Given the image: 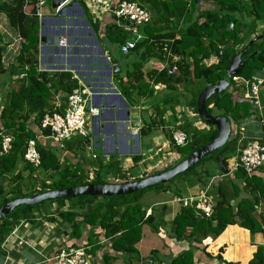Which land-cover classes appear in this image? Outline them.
<instances>
[{
    "label": "trees",
    "instance_id": "trees-1",
    "mask_svg": "<svg viewBox=\"0 0 264 264\" xmlns=\"http://www.w3.org/2000/svg\"><path fill=\"white\" fill-rule=\"evenodd\" d=\"M37 1H0V12L4 13L9 25L22 39L21 54L18 61L21 65L26 64L30 67L27 71L28 83L23 84L22 81L19 88L14 87L12 91L8 92L0 112L2 124L0 142L3 131L13 137L11 151L0 156V206L13 198L29 196L45 190L64 189L89 183L129 181L127 171L122 170L116 160L105 161L96 157L92 162L94 170L92 168L88 170L80 162L73 163L66 158H63L62 161L59 151H64L63 149L68 147L64 144H68L70 141L64 142L60 150L45 147L37 141L36 132L28 129L25 125L31 114H35L37 125L40 123L44 112L51 109L50 102L54 93L63 90L68 94L73 89L78 88L68 72L51 75L46 72H36L35 64L39 42V20L36 15ZM77 1L85 16H90L86 0ZM114 1L117 4L121 0ZM128 1L137 2L146 8L150 13V17H152V26L147 24L142 28L147 38L136 43L134 48L127 54H138L140 52L139 62L133 63L136 72H127L126 74L128 81H130L129 87L138 96L145 94L146 91L148 94L152 93L149 85L141 80L139 67L145 59V54L155 55L159 60L165 62L167 49H170L181 56L180 72L177 76L172 77L168 76L165 70H161L159 72L161 77L155 78V84L161 82L169 90H175L177 85L180 84L185 88L188 85L197 84V90L190 93L191 98L187 99L185 95L181 100L183 102L188 100L186 102L188 107L192 108L199 118L196 109L199 93L210 84L219 82L225 75L231 59L253 37L264 34V0H206V4H203L202 0ZM47 3L50 4V0H47ZM203 6L206 7L203 8ZM27 7H31L28 13L26 12ZM229 23H233V27L229 30H222ZM92 27L94 31H97L95 25L92 24ZM259 27H262L261 31L258 30ZM107 37L111 43L120 47L127 35L116 24H113V28L109 29ZM218 48L222 49L220 60L215 56ZM2 50L3 48L0 46V73L4 71L1 64ZM255 51L256 53H254ZM212 58H215V61L206 64ZM242 58H244V63L240 68L237 79H231L226 89L212 94L206 100V108L209 114L225 116L233 125L238 124L242 118L249 114L257 116V110H254L256 108L248 98L239 99L234 94L239 91L240 87L244 89L245 80L250 81L254 75L264 70V38L249 44L248 49L242 54ZM163 101L167 104H174L175 102L180 104L182 102L180 98H171L170 96ZM173 107H171L172 110H174ZM201 121L205 123L202 119ZM205 124L207 128L198 129L192 126L191 123L184 121L183 124L176 127L184 130L189 138V142L183 147L173 145L175 151L180 155L178 162L215 138L216 128L207 123ZM168 131L167 136L173 144L171 131ZM43 133L47 134L48 131ZM146 133V130L141 128L140 134ZM28 139L36 140V146L40 154V165L37 167L32 166L23 159L24 147ZM238 139V134L231 127V135L221 148L202 157L194 166L176 177L180 181V185L174 188L170 186L169 183L174 181L175 178L169 183L151 187L185 198L191 196L188 194L189 190L195 191L196 193L193 192L192 196H196L210 184L211 189L207 192L212 197L214 205L210 216L197 212L192 206H181L170 222L169 231L175 239L187 240L189 248L179 252L169 262L162 263L156 257H153L150 258V261L144 260L143 264H195V244H202L203 240L209 236L212 238L217 237L230 224L244 227L251 234L264 231V212L258 218L254 215L256 205L264 198V179L255 174L246 175L242 169L233 171L234 178L226 182L231 184L230 187L235 191V198L238 199L233 204L224 191L226 180L223 179L222 182L218 183L211 182L213 175L207 168L208 162L217 164V156H221L228 166L229 160L238 156V149L247 143L244 141L241 145H238ZM81 144L82 140L75 143L78 151L82 149ZM68 149L71 150V147H68ZM72 152L74 153V151ZM139 159L140 156H137L134 161L137 162ZM37 169L48 172L49 176V182L44 180L39 187L31 184L34 183L35 176L33 177V174ZM164 169H167V167ZM155 173L157 172L152 174ZM227 176L224 175L223 177ZM135 179H139V177H135L133 180ZM6 183H11V187L7 188ZM241 183H243L244 189L248 191V195L239 199V185ZM144 190L127 195L111 197L79 196L51 200L50 202L56 203L58 207L54 214L61 219L62 223L68 225L70 239H80L87 226L90 229L100 227L103 230L102 235L109 239L112 250L132 253L135 252V245L141 238L144 224H150L152 229L156 230L153 224V215H148L145 218L146 208L139 202L141 193ZM64 202L67 203L66 209H64ZM44 204L45 202L19 207L0 220V255L3 254L1 245L13 227L19 223L20 219L18 218H28L33 207H40ZM48 214L51 213H46V217ZM94 237L95 235L92 232L89 235L88 243L94 245L87 252H94L98 248ZM71 246L80 245L71 244ZM260 253L264 254V246L257 247L253 258L248 264H264V256L261 257ZM204 254L208 258H216L226 264H234L226 262L219 254L216 256L207 252Z\"/></svg>",
    "mask_w": 264,
    "mask_h": 264
},
{
    "label": "crops",
    "instance_id": "crops-1",
    "mask_svg": "<svg viewBox=\"0 0 264 264\" xmlns=\"http://www.w3.org/2000/svg\"><path fill=\"white\" fill-rule=\"evenodd\" d=\"M86 2L90 16H85L77 0H68L58 8H52L50 1L52 11L46 15L43 8L47 4V0H44L41 8L42 15L41 17L37 16L39 42L35 69L36 72H46L50 75L68 72L73 81L76 79L74 82L77 87L84 86L91 92L90 105L98 110V115L88 121L86 137H76L71 139L68 144H64V146L71 147L74 153L68 147L61 151V146L56 142L41 138L37 133L35 114L29 115L25 125L28 129L36 132L37 141L43 146L57 148L60 150L61 156L73 163L80 162L88 170L91 168L94 170L92 163L94 159L91 155L95 154L101 160H116L119 167L127 171L129 181L135 177H143L142 174L148 176L156 170L161 171L163 170L162 166L166 167L169 164V159L178 153L167 136L168 130L172 132L184 121L191 123L192 126L201 122L197 114L186 103L187 99L191 98L190 93H194L198 85L194 83L185 88L180 84L175 90H169L161 82L155 84V78L161 77L159 72L166 69L167 62L159 60L155 55L145 54L139 72L141 80L149 85L152 93L148 94L146 91L145 94L139 96L136 92L133 93L126 74L127 72H136L133 63L139 62L140 52L138 54H122L120 47L111 43L107 37L113 24H116L127 35L125 24H121V21L117 20L113 14L115 1H112L108 9L95 7V10L89 6L90 0H86ZM30 8H26L27 13ZM62 16H66V18ZM151 22L149 26H152ZM92 24L96 26L97 31H94ZM142 33L147 37L145 32ZM61 39L66 40L65 45L60 44ZM21 43L22 39L9 25L4 13L0 12V46L3 48L1 64L4 69L0 73V112L8 92L12 91L14 87L19 88L22 81L23 84L28 83L27 71L30 67L26 64L21 65L18 61L21 54ZM212 59L209 63L212 62ZM110 60H113L114 63H111ZM113 66H117V69L114 70ZM262 73L259 72L254 76L264 81ZM262 88L264 90L263 86ZM58 92L66 94L63 90ZM185 95L187 101L183 102L181 99ZM168 96L178 97L182 102L167 104L163 100ZM234 96L239 99L247 98L245 88L240 87ZM261 103V110L254 109L257 110V116L249 114L242 118L238 124H231L232 129L238 134V145L244 141L248 142L264 137L262 93ZM172 106H174V110L171 109ZM127 112H129L128 115ZM178 114L181 118H178ZM134 115L138 116L137 127L131 126L135 124L130 119ZM1 127L0 121V129ZM141 128H144L147 133L140 134ZM86 139H90V141L85 142ZM97 139L98 143H96ZM79 140H82V149L78 151L75 143ZM89 145L91 146L90 150L87 149ZM84 149L92 151L90 156L87 157L84 152L82 153ZM137 156H140V159L135 162L134 158ZM169 156L171 157L168 158ZM233 159L229 160L228 169ZM207 168L213 175L211 182L218 183L225 179L226 183L234 178L232 172L227 177H223L224 175L220 174L217 164L208 162ZM134 170H136L135 173ZM254 174L264 179V167ZM225 185L226 195L235 204L238 200L235 198V191L230 187L229 182ZM239 188V199L246 197L248 191L244 189L243 183L239 185ZM193 192L195 191L189 190L188 194L193 195ZM157 195L154 194L152 199L145 196L149 198L147 199L150 200L149 203H145L143 197L140 196L139 200L146 208L144 217L153 215V224L156 230H153L150 224L142 226L141 238L135 245V252L122 253L112 250L109 239L102 235L103 230L100 227L90 229L87 226L80 239H70L68 225L62 223L61 219L54 214L55 211L51 208V204H46V208L51 211L47 217L46 215L40 216V211L32 210L28 218H18L22 220L13 227L1 245L3 254L0 255V264H51L50 258L56 250L63 246L85 245L87 250H91L94 244H89L88 238L92 232L95 235L94 240L98 248L94 252H88L90 264H143L144 260H150L153 257L162 263L169 262L179 252L188 249L189 242L184 239H175L169 231L170 222L180 210L181 205L173 201L174 195L170 192H163L161 197H157ZM52 204L54 205V203ZM64 207L66 208L67 205ZM263 212L264 198L256 205L254 215L258 218ZM42 240L45 242L43 243ZM43 244L48 248L44 249ZM31 245H33L31 249L35 247L42 252L36 251V254H33L31 249L26 251ZM258 246H264V231L251 234L244 227L230 224L217 237L209 236L203 240L202 244H195V264H226L219 259L206 257L205 252L213 256L219 254L226 262L248 264ZM259 255L264 256L262 253Z\"/></svg>",
    "mask_w": 264,
    "mask_h": 264
},
{
    "label": "built area",
    "instance_id": "built-area-1",
    "mask_svg": "<svg viewBox=\"0 0 264 264\" xmlns=\"http://www.w3.org/2000/svg\"><path fill=\"white\" fill-rule=\"evenodd\" d=\"M113 0H90V5L95 7L108 9ZM44 0H38L36 3V15L41 17V8ZM113 14L121 24H125L127 38L120 46L122 54H128L134 48L136 43L147 38L141 29L144 25L150 24L151 17L149 11L137 2L121 0L114 5ZM66 40L61 39L60 44L65 45ZM166 69L168 76L175 77L180 72L181 56L178 53L167 49L166 53ZM234 76L232 80H236ZM263 79L253 76L250 81H244L247 98L252 102L253 106L258 110L262 109L261 89ZM91 98V92L86 87H78L68 94L56 92L52 96L50 102L51 109L44 112L40 123L36 126L37 133L41 138L50 139L59 146L64 142L70 141L76 137H86L88 135V121L98 115L96 108H90L85 111V102ZM178 118L181 116L178 114ZM196 128H207L202 121L195 124ZM48 131V133H43ZM173 145L183 147L189 142L186 132L182 129H174L171 132ZM13 137L6 131L1 133L0 156L8 154L12 149ZM88 150L91 149L89 145ZM238 156L229 166V172L242 169L246 175H253L257 170L264 167V137L250 140L238 149ZM93 159L97 156L91 155ZM180 158L178 153L174 154L172 160L177 161ZM25 162L34 167L40 165V154L36 146L35 139L26 141L23 153ZM170 163V161H169ZM205 189L196 196L181 198L173 197V201L183 207L192 206L194 209L205 216H210L213 210L214 201ZM51 264H90V256L86 246H63L56 250L50 258ZM150 261V260H148Z\"/></svg>",
    "mask_w": 264,
    "mask_h": 264
},
{
    "label": "water",
    "instance_id": "water-1",
    "mask_svg": "<svg viewBox=\"0 0 264 264\" xmlns=\"http://www.w3.org/2000/svg\"><path fill=\"white\" fill-rule=\"evenodd\" d=\"M50 1L52 8H58L62 6L64 3H66L68 0H50ZM232 27H233V23H229V25L222 30H229ZM263 38H264V34H259L253 37L248 42V44L231 59L223 78L219 82L207 86L203 91L199 93L197 97L196 109L198 115L202 118V120L205 123L214 126L217 130V134L211 142L194 150L175 165L167 169L161 170L155 174L144 176L139 179L123 181V182H113V183H89L85 185L68 187L64 189L45 190L43 192L34 193L29 196H21V197L13 198L0 206V220L4 216L13 212L19 207L32 206L45 201L76 198L79 196L111 197V196L127 195L131 193H135L139 190H144L154 187L158 184L169 183L170 181L174 180L177 176L182 174L184 171H186L188 168L194 166L199 160H201L202 157L210 154L214 150L221 148L231 135V123L228 120V118L225 116L222 115L213 116L209 114L206 108V100L212 94L218 93L226 89L231 79L239 74L240 68L244 63V58H242V54L248 49L249 44L261 40ZM254 53H256V51ZM221 55H222V49L218 48L215 52V56L220 60ZM110 62L114 63L113 60H110ZM113 67L114 70L117 69V66H113ZM74 81H76V79H74ZM262 86L264 87V81L262 82ZM122 103L124 102L122 101ZM90 104H91L90 99L86 100L85 111H88V109L90 108ZM128 113L129 112H127V115ZM130 119L135 123L134 125L131 126L137 127L138 116L135 115L131 116ZM89 141L90 139L85 140V142H89ZM96 143H98V139L96 140ZM216 163L218 165V170L222 175H228L230 173L228 166L224 163L223 158L221 156L216 157Z\"/></svg>",
    "mask_w": 264,
    "mask_h": 264
},
{
    "label": "rangeland",
    "instance_id": "rangeland-1",
    "mask_svg": "<svg viewBox=\"0 0 264 264\" xmlns=\"http://www.w3.org/2000/svg\"><path fill=\"white\" fill-rule=\"evenodd\" d=\"M203 4H206L205 2H207L206 0H202L201 1ZM202 4V5H203ZM201 5V6H202ZM91 7V9H93V10H95L96 8H95V5L93 6H90ZM204 7H206V6H203V8ZM50 11H52V9H50V4L49 3H47L45 6H44V8H43V12L46 14V15H49V12ZM154 16H156L155 14H154ZM62 17H65L66 18V16H62ZM59 18H61V17H59ZM259 31H261L262 30V27H259V29H258ZM142 32H143V29L141 30ZM215 59H212V62L214 61ZM206 64H209V61H207L206 62ZM261 72H263L261 75H262V77L264 78V70H262ZM261 93H262V97H263V99H264V96H263V94H264V90H263V88L261 89ZM202 118L200 117V120H201ZM198 129H203V128H198ZM85 150V149H84ZM82 150V153L84 152V154H86V156L88 157V156H90V153L92 152V151H87V150ZM94 150V149H93ZM171 156H169L168 158H170ZM63 156H62V161H63ZM66 158V157H65ZM169 161H170V163L166 166L167 168H169V167H171V166H173V165H175L176 163H178V161H174V160H172V159H169ZM166 167H164V166H162V168L164 169V168H166ZM135 171L136 170H134L133 172L135 173ZM155 171V170H154ZM156 172H158L157 170H156ZM35 176V178H34V180H33V182L34 183H31V184H35V186L36 187H39L40 186V184H41V182L42 181H47V182H49V176H48V172H43L42 170H40V169H37L35 172H34V174H33V177ZM142 176L144 177L145 176V174H142ZM179 178V177H178ZM177 179V178H176ZM174 180V181H172L171 183H169L170 184V186L171 187H175V186H178V185H180L179 184V182L180 181H178V179L177 180ZM1 183V182H0ZM6 186H7V188L9 187H11V183H6L5 184ZM207 190H209V189H211V186H210V184L209 185H207V188H206ZM156 192V193H155ZM163 192L162 191H159V190H157V189H154V188H148V189H146V190H144L142 193H141V196L143 197V200L145 201V203H149L148 201H150V200H147V199H149V198H146L145 196H147V197H150V199H152V196L154 195V194H158L157 195V197H161V194H162ZM4 196H6L5 194H4ZM192 196V195H191ZM1 198V197H0ZM140 201V200H139ZM66 202V201H65ZM64 202V206L65 205H67V203H65ZM141 202V201H140ZM46 204H51V208H53L54 209V211H56V209L58 208L57 207V205H56V203H54V205L52 204V202H50V201H45V204L44 205H42V206H40V207H33V211H40V216H43V215H45L46 213H51V211H49L48 209L49 208H46ZM53 206V207H52ZM54 206H56V207H54ZM67 208V207H66ZM65 208V209H66ZM31 210V211H32ZM49 218V217H48ZM22 219H20L19 221H21ZM42 242L44 243L45 241L44 240H42ZM33 245H31V246H29V248H27L26 249V251L27 250H30L31 249V247H32ZM42 247L44 248V249H47L48 247L46 246L45 247V244H43L42 245ZM32 251H33V254H36V251H38V252H42V251H40V250H38V249H35V247L33 248V249H31Z\"/></svg>",
    "mask_w": 264,
    "mask_h": 264
}]
</instances>
